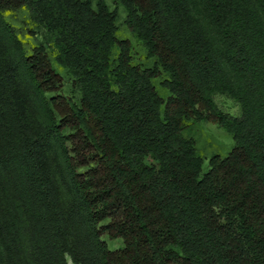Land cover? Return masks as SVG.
<instances>
[{
	"label": "trees",
	"instance_id": "trees-1",
	"mask_svg": "<svg viewBox=\"0 0 264 264\" xmlns=\"http://www.w3.org/2000/svg\"><path fill=\"white\" fill-rule=\"evenodd\" d=\"M119 1L152 68L105 0H0V264H264V0ZM22 8L80 93L66 116ZM192 121L234 140L207 172Z\"/></svg>",
	"mask_w": 264,
	"mask_h": 264
},
{
	"label": "rangeland",
	"instance_id": "rangeland-1",
	"mask_svg": "<svg viewBox=\"0 0 264 264\" xmlns=\"http://www.w3.org/2000/svg\"><path fill=\"white\" fill-rule=\"evenodd\" d=\"M94 7L99 0H90ZM111 11H117L116 27L117 35L120 40H127L132 46V64L140 69L152 68L156 59L147 56V51L143 44L133 35L127 24L126 9L120 4L119 0H105ZM5 19L16 29L18 38L21 40L26 54L32 55L34 51L43 43L46 46L47 57L56 72L54 86L47 93L48 97H56L61 101L63 116L71 111V105L80 106V93L74 86L71 77L67 74V70L62 68L57 62V52L50 40L49 34L45 29L36 28L30 18L28 11L22 8L17 11L6 12ZM168 76L163 72L161 76L153 80L158 94L166 100L171 94L163 87V82ZM219 108L225 112L240 116V106L234 101L226 97L217 99ZM186 137L195 141L196 149L199 156L203 160V172L209 169V161L213 155L226 157L232 150L234 140L230 134L220 128L212 121L186 122ZM105 240L111 250L119 248L121 240L110 241L107 237ZM68 264H74L68 257Z\"/></svg>",
	"mask_w": 264,
	"mask_h": 264
}]
</instances>
